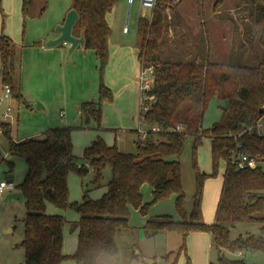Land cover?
Wrapping results in <instances>:
<instances>
[{
    "label": "trees",
    "instance_id": "obj_1",
    "mask_svg": "<svg viewBox=\"0 0 264 264\" xmlns=\"http://www.w3.org/2000/svg\"><path fill=\"white\" fill-rule=\"evenodd\" d=\"M224 1L215 2V12ZM117 2L73 0L72 8L79 15L73 32L75 35L84 32V49L95 51L101 73L98 99L80 104L86 122L94 119L100 124L103 103L113 99L112 90L103 82V73L109 60L112 34L107 14ZM170 3L171 0H157L151 17L140 15L137 19L136 32L141 40L139 59L142 68H152L153 86L149 94L155 97V102L147 110H141V119L150 126L144 136L137 130L132 131L137 136L135 152L123 151L115 143L109 145L98 136L84 149L83 155L77 157L73 153L70 126L49 128L41 136L15 141L11 124L0 118L1 134L8 141V155L22 157L27 163L23 182L18 185L27 208L24 239L20 244L25 249L23 264H61L68 258L77 264H96L102 254L117 253L115 236L118 231L129 227L131 208L146 214L151 204L172 193L177 194L175 204L182 220L167 214L159 215L150 217L144 228L150 235L178 231L183 239L178 255L182 252L187 255V238L192 232L212 235L220 264H256L247 263L243 258L229 259L226 251L241 252L242 255L246 250L264 253L263 235L235 238L231 235L233 227L253 223H260L264 233V133L257 126L264 115L261 113L264 109V0L235 2L236 8L246 5L251 8L249 18L263 49V59L255 66L213 62L208 37L200 61L192 57L186 61L164 60L162 43L168 29ZM47 6L48 0H44L41 7L35 0H22L23 16L26 19L42 15ZM197 8L201 24H205L204 0H197ZM20 62L16 43L1 33V84L10 87L13 98L24 101ZM214 96L224 101L220 106L221 117L204 128V115ZM188 137L195 139L194 150L203 138L210 139L212 161V171L206 173L198 168L194 157L195 192L189 215L185 210L186 193L180 160ZM236 149L254 158L257 166L237 168L231 159ZM5 160L0 149V162ZM221 161H225V170L215 219L213 223H207L202 211L204 185L209 176L218 174ZM7 163L8 173H12L14 163ZM89 167L94 171L93 188L101 187L104 171L110 168L107 190L100 198L94 199L88 188L81 202L71 201L70 172L84 177ZM144 183L152 187L153 196L149 202H144ZM48 204L61 210L77 208L80 213L74 223L78 228L77 248L70 255L63 252V228L67 219L62 213H49ZM176 260L172 264H176ZM187 264H191L189 257Z\"/></svg>",
    "mask_w": 264,
    "mask_h": 264
},
{
    "label": "rangeland",
    "instance_id": "obj_2",
    "mask_svg": "<svg viewBox=\"0 0 264 264\" xmlns=\"http://www.w3.org/2000/svg\"><path fill=\"white\" fill-rule=\"evenodd\" d=\"M35 1L38 7L44 3V0ZM216 1L204 0L206 22L198 24L200 15L197 0H171L167 10L166 35L169 33L172 35L171 38L166 37L164 40V48L162 47L164 60H191L186 58L195 54L197 46L203 52L206 45L205 39L208 37L213 62L255 66L262 61L263 49L259 44L258 33L249 18L250 6L246 5L237 9L236 0H225L217 10L220 12L217 13L214 11ZM72 4L73 0H48L47 9L42 15L25 19L22 13V0H2L0 34L4 33L11 37L20 53L19 77L21 85L22 83L24 85L23 89L21 87L24 101L17 100L12 95L10 98H3V92L1 95L3 100L0 102V118L3 119L5 112L8 113L7 120L13 123L15 139L41 136L49 128L70 126L73 148L79 156L83 155L84 148L98 135H101L107 144L115 143L123 151L135 152L137 136L132 131L139 130L142 136L149 129V125L141 119L142 65L137 57L139 37L135 31V20L139 10L145 11L146 16L151 17L153 9L141 7L139 0H118L110 13L108 22L112 27V34L109 40V60L104 69L103 82L112 90L113 99L107 101L106 108L103 107V118L98 124L94 119L86 122L80 110V104L83 101L98 99L101 73L95 51L88 52L89 49L79 48V50L76 49L75 57L67 60V49L63 46L66 49V55L63 58L65 63L59 62L53 67L50 63L52 56L46 55L45 52L41 53L39 48H36L46 45L48 35L56 34V25L63 18L62 15L67 14ZM208 16H211L210 19H207ZM125 27L130 31H125ZM172 38H176L177 41L174 39L171 42ZM38 42L40 44L36 45L35 43ZM110 43L114 47L110 48ZM171 44L177 45L173 48ZM25 49L26 55L24 56ZM24 60H26V72L22 74ZM34 61L38 62V65L37 63L34 65ZM77 63L78 66H76ZM27 78L29 81L26 84ZM90 83L93 89L86 93L83 101L72 104L71 110L62 105L66 100L69 101L71 98L83 95L84 88ZM27 88L30 93L24 92ZM44 102L47 106L42 107L41 104L44 105ZM222 104L224 101L218 96L210 100L202 122L204 128L210 127L213 122L220 119ZM9 107L12 110L10 112H8ZM259 130L264 133V127ZM194 140L193 137L187 138L185 150L180 159L183 188L186 193L185 210L188 215L193 206L195 192L194 157L202 172L212 171L210 140L203 138L195 150ZM0 149L6 159L0 162V182L7 181L11 174L15 185L12 191L6 190L0 193V264H23L25 249L20 244L24 239V219L27 208L24 201L6 200V196L9 192H19L18 185L23 182L27 172V163L22 157L7 154L8 141L2 134H0ZM7 161L14 163L12 173H8ZM224 168L225 161H221L218 174L209 176L205 181L202 211L204 221L207 223H213L215 219L217 195L222 186L221 174ZM110 177V168H107L104 171L102 186L93 189L91 186L93 173H87L82 177L74 171L70 172V200L81 202L88 188L91 189L90 196L98 198L101 194L99 191L105 190ZM142 194L146 201L152 200V187L149 183L143 184ZM176 197L177 194L172 193L154 202L149 206L146 214L139 209L132 208L129 227L116 233L117 253L102 254L96 264H172L176 259V264H187L188 257L191 264H211V262L220 264L213 238L210 241V247L209 240L205 236L209 234L208 232H192L187 240V255L185 252L178 255L183 242L182 235L178 231L161 232L156 235H150L145 231L144 226L151 215L167 214L172 215L176 220H182L176 208ZM48 208L49 211L56 209L52 204H48ZM63 214L67 219L63 228V252L70 254L77 243L78 229L74 223L79 219L80 213L77 208L68 207ZM261 226L260 223L239 224L231 229L232 238L249 234L264 236ZM238 254V252L226 251V257L229 259L243 258L247 263L264 264L263 252L246 250L243 255ZM61 264L77 263L68 258Z\"/></svg>",
    "mask_w": 264,
    "mask_h": 264
},
{
    "label": "crops",
    "instance_id": "obj_3",
    "mask_svg": "<svg viewBox=\"0 0 264 264\" xmlns=\"http://www.w3.org/2000/svg\"><path fill=\"white\" fill-rule=\"evenodd\" d=\"M70 7H72V5L70 6ZM70 7L68 8V9H70ZM242 8V7H241ZM241 8H237V9H241ZM218 12H220V10L218 11ZM217 12V13H218ZM111 13V12H110ZM110 13H108L107 14V20H109V16H110ZM140 15H143V16H146V13H145V11H141V10H139L138 11V13H137V16H136V20H135V31H136V24H137V19H138V17L140 16ZM205 15V14H204ZM62 17L63 18H61V20H59V22L58 23H62L63 21H64V18H65V14L64 15H62ZM204 17H206V16H204ZM210 17L211 16H208V18L207 19H210ZM206 20V19H205ZM204 20V23L206 22ZM201 20H198V24H201ZM110 24V23H109ZM111 26V25H110ZM112 28V27H111ZM128 31H130L129 29H128ZM137 33V32H136ZM138 35V34H137ZM171 33H169V34H167L166 35V37H169V38H171ZM57 36V34H54V35H51V36H47V38L48 39H50V38H54V37H56ZM139 37V36H138ZM165 37V38H166ZM176 40V38H172L171 40V42H173V40ZM165 40V39H164ZM177 41V40H176ZM180 43V42H179ZM177 44H171V46H173V48H175V46H176ZM60 46H62V47H60ZM67 49V47H68V44H62V45H59V46H57V47H60L59 49H56L57 47H47L46 45H42V46H38V47H36V48H39L38 50H39V52H45L46 53V55H51L52 56V59H51V61H50V63L52 64V66L54 67V65L56 64H58L59 62H62L63 64L65 63V61H63V58H64V56L66 55V49L64 48V47ZM112 47H114L113 46V44H111L110 43V48H112ZM140 47H141V40H140V37L138 38V42H137V49H138V54H137V57H138V60L140 61V59H139V51H140ZM162 47L164 48V41H163V45H162ZM79 48H81V47H78V49L77 50H79ZM77 50H75L74 51V54L72 55V59H73V57H75V54H76V51ZM85 50V49H84ZM91 49H89V51L88 52H94V50H92V51H90ZM164 50V49H163ZM162 50V51H163ZM49 52H52L51 54L49 53ZM24 56L26 55V49L24 50ZM94 54H95V56H96V53L94 52ZM86 56V55H85ZM192 58H195V60L196 61H200L201 60V57H202V51L199 49V47L197 46L196 48H195V54L193 55V56H191ZM71 59V60H72ZM25 61L26 60H24V63H23V66H22V74L23 73H25L26 72V68H25ZM37 63V65H38V62H35L34 61V65ZM140 63H141V61H140ZM141 65H142V63H141ZM40 66H41V64H40ZM76 66H78V63L76 64ZM46 67L47 68H49V66H47L46 65ZM67 75V73L65 74V76ZM28 81H29V79L27 78L26 79V84L28 83ZM25 84V85H26ZM90 85H91V83L89 84V86H86L85 88H84V96L83 95H80V97H78V98H71L69 101L68 100H66V101H64L63 103H62V105H64L65 107H67L69 110H71V105L72 104H75V103H78V102H80V101H83V99H85L84 97H85V95H86V93H88V92H90V91H92V87L94 86V82H93V84H92V87H90ZM21 87H22V89L24 88V85H23V83H22V85H21ZM3 87H2V84H1V81H0V102L3 100L2 99V93H3ZM24 92L25 93H30V90H29V88H27V90H24ZM91 95V94H90ZM87 99V98H86ZM92 99H94V98H92ZM107 101H105L104 103H103V107L104 108H106V105H108V102L106 103ZM42 105V107H45V105L47 106V104H46V102H44V105L43 104H41ZM77 107H79V106H77ZM103 107H102V112H103ZM221 112V111H220ZM62 113V112H61ZM63 114V113H62ZM3 115V114H2ZM102 118H103V116H102ZM6 122H9L10 124H11V126H12V137H13V123L11 122V121H9V120H6ZM214 123V122H213ZM64 124V123H63ZM65 126V125H64ZM149 128H150V126H149ZM139 133H140V131L139 130H137ZM98 136H100V137H102L101 135H98ZM98 136L96 137V138H94L92 141H94L95 139H97L98 138ZM144 136V134H142V137ZM29 137H32V136H29ZM29 137H27V138H29ZM103 138V137H102ZM13 139H15L14 137H13ZM23 139H26V138H21V139H15V141H21V140H23ZM104 139V138H103ZM210 140V139H209ZM92 141H91V143H92ZM72 142H73V138H72ZM90 143V144H91ZM90 144H88L87 146H89ZM114 144V143H113ZM109 145H112V144H109ZM86 146V147H87ZM85 147V148H86ZM84 148V149H85ZM210 149H211V144H210ZM210 152H211V150H210ZM73 153H74V155L75 156H77V157H81V156H79L78 154H77V152H75L74 151V148H73ZM7 154H8V151H7ZM224 170H225V168H224ZM224 170H223V172H222V174H221V177L223 178V173H224ZM204 172V171H203ZM88 173H93V176H94V171H93V169L91 168V167H89V172ZM206 173H209V172H206ZM69 177H70V174H69ZM69 177H68V185H69ZM222 182H223V180H222ZM102 186V185H101ZM93 187V186H92ZM222 187V186H221ZM93 189H95V188H93ZM69 190H70V188H69ZM107 190V187L105 186V190L103 191V189H101L100 191H99V193H101L100 195H99V197L98 198H100L104 193H105V191ZM20 192V191H19ZM220 192H221V188H220V190H219V192H218V200H219V196H220ZM84 195V194H83ZM143 197H144V195H143ZM93 198V197H92ZM94 199H97V198H94ZM24 201V200H23ZM75 201H77L78 202V200H75ZM82 201V200H81ZM144 201L145 202H148L149 200H145L144 199ZM217 203H218V201H217ZM217 207V206H216ZM47 210H48V212L49 213H62L63 214V211L64 210H61V209H58V208H56L55 210H53V211H49V208H48V206H47ZM131 210H132V208H131ZM216 211V210H215ZM64 215V214H63ZM158 215H164V214H158ZM65 216V215H64ZM152 216H155V215H151V216H149V218L150 217H152ZM172 216V215H171ZM130 217H131V213H130ZM173 217V216H172ZM148 218V219H149ZM147 219V220H148ZM78 229V228H77ZM206 236V238H208V240H209V246L211 247V243H210V241H211V239H212V237H211V235H210V233L208 234V235H205ZM189 237V236H188ZM187 240H188V238H187ZM77 242H78V230H77ZM76 248H77V243H76V246H75V248H74V250L70 253V254H72V253H74L75 252V250H76ZM64 254H66V255H70V254H67V253H64ZM239 255V254H238Z\"/></svg>",
    "mask_w": 264,
    "mask_h": 264
},
{
    "label": "built area",
    "instance_id": "obj_4",
    "mask_svg": "<svg viewBox=\"0 0 264 264\" xmlns=\"http://www.w3.org/2000/svg\"><path fill=\"white\" fill-rule=\"evenodd\" d=\"M132 1V0H131ZM157 0H139V4L141 7L150 8L153 9L156 5ZM125 31L128 30L127 27L124 28ZM153 71L152 68H142V75H141V88L143 92V102H142V109L141 110H147V108L155 102V97L153 95L149 94V91L152 89L153 86ZM4 94L3 98H10L11 96V90L9 86L4 87ZM12 111L11 108H8V112ZM8 119V113L5 112L3 115L2 120ZM258 128L264 127V115L261 117V119L258 121L257 124ZM248 131H251V128L247 129ZM146 132V131H145ZM2 133V128L0 127V134ZM145 134V133H144ZM241 144H237V148L240 149ZM232 163L236 164L237 168H255L257 166V161L250 157L247 153L242 152L240 150L233 151L232 153ZM15 187L13 182L7 181H1L0 182V193H3L4 191H12ZM239 255H242L241 252H239Z\"/></svg>",
    "mask_w": 264,
    "mask_h": 264
},
{
    "label": "water",
    "instance_id": "obj_5",
    "mask_svg": "<svg viewBox=\"0 0 264 264\" xmlns=\"http://www.w3.org/2000/svg\"><path fill=\"white\" fill-rule=\"evenodd\" d=\"M79 19L78 12L75 8H70L65 15L64 21L62 23H58L55 28V32L57 34L56 37L50 38L46 42L47 47H57L62 44H68L67 47V60L72 59V55L78 47H85V36L84 32L81 31L79 35H75L73 30L74 26ZM264 112V109H261V113ZM8 182H13V177L10 174L8 176ZM19 199L21 201L24 200V194L22 192H9L6 196V200Z\"/></svg>",
    "mask_w": 264,
    "mask_h": 264
}]
</instances>
